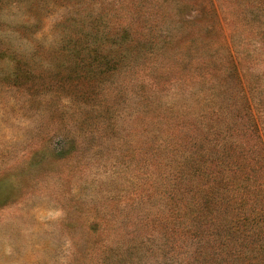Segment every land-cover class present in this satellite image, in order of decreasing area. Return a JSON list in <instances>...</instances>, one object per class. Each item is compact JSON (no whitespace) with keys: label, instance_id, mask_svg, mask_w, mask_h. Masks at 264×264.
<instances>
[{"label":"rangeland","instance_id":"obj_1","mask_svg":"<svg viewBox=\"0 0 264 264\" xmlns=\"http://www.w3.org/2000/svg\"><path fill=\"white\" fill-rule=\"evenodd\" d=\"M0 264H264V0H0Z\"/></svg>","mask_w":264,"mask_h":264}]
</instances>
